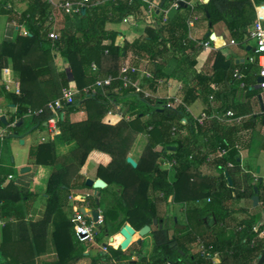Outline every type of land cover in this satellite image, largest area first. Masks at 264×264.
I'll list each match as a JSON object with an SVG mask.
<instances>
[{
	"label": "trees",
	"instance_id": "trees-1",
	"mask_svg": "<svg viewBox=\"0 0 264 264\" xmlns=\"http://www.w3.org/2000/svg\"><path fill=\"white\" fill-rule=\"evenodd\" d=\"M12 1L0 0V14L24 25L29 35H19L15 42L0 45V82L11 81L12 75L20 82L19 93L7 96L9 102L17 106V112L7 124L0 120V126L8 128L9 137L17 138L33 133L30 130L38 124L37 129H47L43 123L53 116L49 104L61 97L64 89L72 88L77 94L74 102L63 108L58 127L60 139L66 144L75 143V148L64 157L56 155L53 141L30 149L31 163L51 169L43 193L45 217L39 224L27 222L38 192H23L7 182L9 170H0V219L18 222L23 232L19 239H14L12 225L8 223L4 227L0 264H37L34 249L36 247L38 253L43 251L50 226H53L57 253L54 264H75L87 257V246L76 242L65 209L69 208L73 193L84 195L82 192L89 188L80 172L93 151L112 158L109 165H99L97 169V177L108 187L98 190V195H90L87 203L79 204L95 210L105 205L104 224L97 243L103 245L106 237L119 233L126 224L137 232L150 226L152 249L148 252V240L118 247V250L110 248L114 256L101 254L91 264H214L199 251L194 252L200 243L220 255L219 264H257L264 253V234L261 229L254 230L264 221V179L242 173L236 146H240V132L254 120L259 119L263 125L264 115L252 117L242 126L230 127L211 111L206 114L213 119L200 125L188 110L199 100L207 104L214 97L226 95L225 90L236 81V70L246 75L243 91L248 98L259 93L254 88L250 90L258 79L257 67L248 62L237 63L235 55L223 49L214 48L206 63L208 71L198 73L195 70L197 57L203 49L197 42L214 43L217 39H212L211 34L195 41L190 37L189 25L197 15L208 23V32L224 22L232 39L246 51L253 24L252 0H210L195 6L184 5L181 0H160V9L153 13L152 19L148 16L146 0L131 3L120 0L117 4L110 1L96 4L98 0H90L84 14L82 10L57 11L64 26L56 30V40L49 37L53 8L48 0H15L29 3L24 12L16 11L10 5ZM175 2L180 5L178 8L173 7ZM125 18L130 26L145 24L143 36L134 42L108 28L110 24L122 23ZM118 38L120 43H117ZM53 52L66 60L63 70L59 69ZM184 61L193 70V78L183 82L182 103L168 107V103L175 100L159 96L160 81L171 79L176 66ZM126 66L137 69L127 73L133 84L154 96L144 98L133 86L124 87L122 71ZM146 73L151 76L147 77ZM109 76L115 80L107 94L102 91L94 97L84 94L86 87ZM214 84L221 85L224 91L216 90ZM110 99L120 106L124 116L116 125L104 123L110 112L116 113ZM30 109L33 114L42 112L40 116L33 115L28 128L22 131ZM79 112H85L87 117L72 121V115ZM173 128L177 130L175 137ZM140 135L146 136V146L137 159V167H133L127 159ZM200 138L204 139L202 145ZM221 150L226 154L218 157ZM211 155L215 158L208 161ZM173 162L175 174L170 181L169 163ZM205 165L225 173L209 174L202 168ZM235 174L243 176L237 179ZM96 185L103 186V183L97 181ZM256 189L259 207L253 211L238 210L244 217L234 218L237 211L230 209L231 202L252 200ZM171 197L173 202L170 203ZM107 200L112 202L106 203ZM173 203L186 205V223L174 220ZM154 220L158 225H154ZM133 256L137 257L136 261L131 260Z\"/></svg>",
	"mask_w": 264,
	"mask_h": 264
},
{
	"label": "crops",
	"instance_id": "crops-1",
	"mask_svg": "<svg viewBox=\"0 0 264 264\" xmlns=\"http://www.w3.org/2000/svg\"><path fill=\"white\" fill-rule=\"evenodd\" d=\"M65 0H54L55 3L59 4ZM182 4H188L190 6H195L197 4H205V0H181ZM253 7H254V13H253V22H255L257 19H259L263 14L264 10L262 9L261 4L264 3V0H252ZM13 6V8L18 11V12H24L25 10L28 9L29 3L27 1H12L10 4ZM208 25L207 22L201 19V16H196L193 25L190 26V37L198 41L200 40L203 35L206 26ZM64 26V20L62 17L58 16L56 24H55V29L60 30ZM115 26V27H112ZM109 25V29H114L117 32H119L120 36H124L126 40L129 42H134L138 40L140 37L143 36L144 34V23H139L135 26H130L128 23H120L116 25ZM27 30L24 25L19 24L16 21H11L9 20L7 15H2L0 14V45L3 43H13L16 41V37L19 35H23V31ZM28 31V30H27ZM195 32V35H193L192 32ZM213 34L215 38L217 39V42L212 43V46L215 47L216 49H223L227 54L233 53L236 58L237 63H246V58L248 57V51H244L241 49L237 43V45H231L230 41L232 40L231 33L229 32L228 28L226 27V24L224 22L218 23L213 26L212 30L210 32H207L206 36ZM29 35V34H28ZM117 43H120L119 38L117 39ZM250 46L249 44L247 47ZM212 50L211 49H206L202 50V52L198 55L197 57V65L195 67V70L200 73V72H205L208 71V68L206 66L207 60L209 56L211 55ZM247 54V56H246ZM54 57L57 60V64L59 67V63L67 66L66 60L63 58H60L56 52H53ZM130 61V60H128ZM128 63V62H127ZM60 69V68H59ZM61 70V69H60ZM179 71H182V74H179ZM13 77L11 78V81H5V82H0V120L1 118L4 117L6 120L12 119V117L15 115L17 112V106L15 104H12L9 102L8 99V93H15L18 94L20 91V82L18 81V78L15 77V75H12ZM193 78V70L189 67L188 62H182L179 63L176 66V71L173 73L172 78L169 79L168 81L165 80L163 86L160 89L159 96L162 98L170 99V98H176V99H182V86L184 81H191ZM257 82V81H256ZM217 85V84H216ZM9 87L7 89L6 87ZM215 86V84H214ZM254 88L256 90H259V93L254 96L248 98L247 94L243 91V88L240 87L239 81H235L232 83L230 88H227L225 90L226 95H223L222 98L214 97L210 100L209 103L205 104L202 100H199L195 102L193 105H191L188 110L195 116L199 117L202 113H206L211 111L213 116H218V112L220 111H225L227 110L228 112H234L238 116H244L247 117L248 120H252V117L255 116H262L264 115V92L260 90L257 86H252L250 90ZM216 90L221 89V91H224L223 87L221 85H218ZM33 111L32 109L29 110V114L26 115L25 121H31L33 118ZM86 113L85 112H79L76 114L72 115V121L77 122L85 119ZM123 118L120 114H108L104 120V123L109 124V125H116L120 121H122ZM246 120L245 122H247ZM3 122V121H2ZM4 123V122H3ZM5 124V123H4ZM226 126H234L230 122H225ZM249 127L246 129L242 130L239 135L240 139V162H241V170L243 171L242 173H248L252 175L253 177L256 175L257 178H262L264 179V123L261 125L258 120L251 121L249 123ZM39 129H36L33 131V133L27 134L23 137H10V138H17L18 140H22V144H26L27 141L31 142L30 149L39 144V143H45L49 141H53L55 143V151L56 155L58 157H64L68 155L74 148H75V143L71 144H66L60 139L61 133L58 132H52V130L48 127L47 128V136L42 137V141H39L38 137H35V133H37ZM7 133V134H6ZM10 131L8 128L0 126V167H10V164L6 163V159L4 158L5 155L8 153V147L3 146L4 142H6V139L9 138ZM146 138L145 135H140ZM204 139L200 138V144H203ZM29 156V155H28ZM131 158H133L136 162L137 159L140 157V155L135 156L133 152L130 154ZM14 161V160H13ZM112 158L105 153L99 152V151H93L89 158L88 161L84 166H82L81 169V174L87 179H91L94 181V185L96 187L93 191V195H98V190H104L105 188L108 187L107 183H105L102 179L97 177V169L99 165L101 166H107L111 163ZM28 165L33 166L35 169L34 172H30L31 169L29 168L30 173L28 172H23L22 173H27L23 175L20 178H15L13 175H8L12 176V179H8L7 177V182L13 184L15 187L21 189L23 192H39L41 189L44 188L45 185V180L48 179L49 174L51 169L47 166L43 165H35L34 163H31L30 160L28 159ZM95 167V168H94ZM207 173L211 174H221L225 173V171H219L216 168H210L207 167L206 165L202 167ZM175 174V171H174ZM174 174H173V179L171 178V175L169 174V179L170 181L174 180ZM237 179L242 178L243 174H235ZM101 181L103 183V186H97L96 182ZM230 184L232 185L231 179L229 178ZM76 194V193H73ZM79 196H82L80 194H76ZM102 197V196H101ZM80 199V198H79ZM111 200H107L106 203H110ZM112 202V201H111ZM169 202H173V198L171 197L169 199ZM260 203L256 206L252 200L249 199H242L241 201L238 202H231L229 205L231 210H235L234 218L240 220L244 216L241 214L238 210H245V211H253L254 208L259 207ZM83 207L82 205L77 204L76 202H73L69 200V208H66L65 212L69 213L67 216L68 219L70 220V217L74 213L75 209H80ZM186 208L185 204L182 203H173L171 205V212L174 214V220L178 223H186L187 218L186 214L181 216L179 218L175 214L176 208ZM105 205L100 206L97 210L101 211V213L104 216L105 212ZM45 205L42 202L41 205L36 206L35 203H33L31 209L29 210V215L27 218V222L30 224H39L45 217ZM89 210H95L89 208ZM264 219V218H263ZM0 221H4L5 225L3 226L0 222V241L3 239L4 236V227L10 223L13 227V237L14 239H19L23 232L20 230L18 226V222L13 221V220H6V219H0ZM127 226H130L129 224H126L119 233H115L111 237L114 238V241L111 242L110 244L112 246L113 243L117 242L119 237L125 238L124 242H121L119 247L125 248L129 244H132L134 241H131L132 238H136L137 236L131 235L129 232H124V229L127 228ZM131 227V226H130ZM152 230V228H151ZM49 235L47 240L45 239V248L43 249L42 252L38 253L36 247L34 249V255L35 259L38 264H50V262H54L57 259V253H56V248L54 244V240L52 237V231H53V226H50L49 228ZM135 233H139V231H135ZM173 232H171L172 234ZM150 237L151 242V234L141 237L140 241L141 243L144 241H147L148 238ZM31 240L33 242V238L31 237ZM128 241V242H127ZM139 241V240H138ZM138 241L136 242L138 244ZM149 241V240H148ZM130 242V243H129ZM98 245L93 244L92 247H95ZM87 249V248H86ZM88 253H85V255H90L89 249ZM262 256V255H261ZM261 258V257H260ZM217 261L221 262V258H217ZM258 264V263H257Z\"/></svg>",
	"mask_w": 264,
	"mask_h": 264
},
{
	"label": "built area",
	"instance_id": "built-area-1",
	"mask_svg": "<svg viewBox=\"0 0 264 264\" xmlns=\"http://www.w3.org/2000/svg\"><path fill=\"white\" fill-rule=\"evenodd\" d=\"M107 1H110L112 3L117 4L118 1L120 0H98L96 1V4H104ZM130 3L133 2V0H127ZM49 4L52 6L53 10L51 12V15L49 17V23L53 24L52 30L49 34V37L53 40H56L58 37V34L56 32L55 29V24L58 18V12L57 11H61L62 13H71V12H80L83 7H86L88 4H90V0H79V1H70V0H65L59 4L55 3L54 0H48ZM146 2L148 3V16L150 19H152L153 17V13L157 10H159V2L160 0H146ZM180 5L175 2L173 4L174 8H178ZM262 9L264 10V3L261 4ZM165 15H167V11H164ZM166 19V16H165ZM164 19V20H165ZM124 23H129V20L127 18L123 19ZM189 25L192 26L193 25V20H191L189 22ZM29 34V32L27 30L23 31V35L27 36ZM253 41L254 45H252L250 42ZM199 47L202 48L203 50L206 49H211L213 50L215 47L212 46L211 42H197ZM231 45H237V42L235 40H231L230 41ZM249 45L251 46V51L250 54H248V57L246 58V62L253 64L257 67L258 69V79L259 78H263V82H258L257 79V86L260 90H262L264 92V14L257 19L255 22H253V24L250 27V41H249ZM93 67L95 68V65H93ZM132 71V72H136L137 69L135 67H129L126 66L122 73L124 74L122 77V81L124 82V87L125 88H129L131 86H133L136 89V92H139L143 94L144 98H150L152 96H154L151 92L149 91H145L143 90L141 87H139L136 84H133L131 77L127 74L128 72ZM147 77H150V73H146ZM234 78L239 81L240 87L241 88H245V78L246 75L241 72L240 70H236L235 74H234ZM114 77L113 76H109L107 78L104 79H99L97 80L94 84L86 87L83 92L86 96L88 97H94L96 96L99 91H102L104 94H107V89L112 86V83L114 81ZM164 80L160 81L161 87L164 84ZM214 87H218V85L215 84ZM7 89H9V87H6ZM77 94V91L72 89V88H67L63 90L62 96L57 98L56 100L52 101L49 104V109L52 112L53 116L49 119L48 121V127L52 130V132L54 133L55 131L60 133V129L58 127V123L60 121V119L62 118L63 115V108L67 105H70L74 102V98L75 95ZM156 96V95H155ZM170 99H174V102H169L168 103V107H175L178 104L182 103V99H176V98H170ZM110 101L115 104L111 99ZM115 108H116V113L110 112L109 114H120L122 116V118H124L123 116V112L120 108V106L115 104ZM42 110L34 112L33 115L35 116H40ZM216 117L218 120H221L222 122H230L232 123L234 126H242L247 119V117L244 116H238L236 115L234 112H226L224 114L218 115V116H214ZM213 119V116H208L206 113H202L199 117H197V121L199 122L200 125H204L206 122H208L209 120ZM176 128H173L172 130V135L173 137L176 136ZM7 134V133H6ZM236 149L240 152V147L236 146ZM224 154H226L225 150H221L218 153V157L223 156ZM215 158L214 155H211L208 159V161H211ZM175 163H169V166L173 168V165ZM232 164H229V167H232ZM255 178H257V176H254ZM12 176H8V179H12ZM92 195V194H86V195H82L79 196L76 194H72L70 196V200L73 202H76L77 204H82V203H87V198ZM80 198V199H79ZM87 209L89 210L88 206H83L80 209H75L74 213L72 214V216L70 217V221L73 225V232H74V238L76 240L77 243L84 245V246H90L93 244H97L99 248L102 249V251H106L108 246L104 245H100L97 243L96 238L99 235V230L100 227L104 224V217L103 214L101 213V211L96 210L99 212V217L98 220L95 221L92 214H91V210H89V213H84L81 209ZM1 224L4 226L5 222L4 221H0ZM261 229L262 234H264V221L262 223H260V225H258L254 230L257 232ZM107 243V242H106ZM108 245H111L110 243H107ZM252 247L254 246V243H252L251 245ZM201 254V256L204 259H209L211 260L214 264H219L220 262L217 261L216 259L220 257V255L218 253L213 254L211 252V248L207 247L204 243H200L199 245V250H198ZM85 253H88V250L86 249ZM165 264H172L170 262H166Z\"/></svg>",
	"mask_w": 264,
	"mask_h": 264
},
{
	"label": "rangeland",
	"instance_id": "rangeland-1",
	"mask_svg": "<svg viewBox=\"0 0 264 264\" xmlns=\"http://www.w3.org/2000/svg\"><path fill=\"white\" fill-rule=\"evenodd\" d=\"M197 16H199V15H197ZM110 25L112 26V25H116V24H110ZM112 27H115V26H112ZM208 30H209V26L207 25L206 28H205L204 35L203 36H206ZM192 33H193V35H195V32L194 31ZM250 43L252 45H254V42L253 41H251ZM246 56H247V54H246ZM59 68L61 70H63L65 68V65L59 63ZM179 74H182V71H179ZM256 83L257 82H255L254 85H252V86H256ZM28 123H30V121H26L24 123V128H23L22 131H25L28 128V126H29ZM37 131L38 132L35 133V137H38L39 141H42V137H46L48 135L47 134V129H45V130L39 129ZM30 145H31V142L30 141H27L26 144H22V140H18L17 138H10V137L7 138L6 139V142H4L3 146L4 147L7 146L9 149H8V153L5 155L4 158L6 159V163L10 164V167H0V170L1 169L2 170H9L11 172V175H13L15 178H20L23 175L27 174V173H22V170L25 169V168H30L31 169L30 172H34L35 169L33 168V166H29L28 165V159H29V156L28 155H29ZM145 146H146V138H144L143 136H139L138 137V140H137V143H136V145L134 147L133 154H135V156H137V158H138V156L143 152V149L145 148ZM174 171H175L174 168L170 167L169 173H170L172 179H173ZM30 172H28V173H30ZM46 183H47V180H45L44 188L41 189V191H39L37 193V196L35 197V200L33 201V203H35L36 206L41 205L42 202L44 203V194L43 193H44V190L46 189ZM94 189L95 188H88L87 190H85L82 193L84 195H86V194H92L93 191H94ZM174 210H175L174 211L175 214L179 218H181V216L185 215L184 214L185 213V209L184 208H180L179 207V208H176ZM66 214H67V216L69 215L68 212ZM126 229L128 230V228H126ZM110 237H106L105 238L103 245L106 244V242L107 243H110ZM140 239H141V236L140 235H138L136 238H132L131 241H134L132 244H135ZM148 240H149L148 241L149 244L147 246V249H148V252H149L152 249V242H151L150 237L148 238ZM118 244H120V243L117 240V242L113 243L112 246L111 245H108V248H107L106 251H102V249L99 248V247H97V246H95V247H92V245L87 246L86 248L89 249L90 255H87V257H84L82 260L78 261L75 264H91L92 263V260L93 259H97L99 256H101V254H102V256L103 255H112V256H114L111 253L110 248L115 249V250H118V249H116V248L119 247ZM198 250H199V248L196 247V249H194V252L197 253ZM120 251H122V250H120ZM122 252H124V251H122ZM113 259H115V258H113ZM131 260L132 261H136L137 260V257L136 256H133L131 258ZM50 264H54V262H50ZM71 264H74V263H71ZM117 264H119V263H117Z\"/></svg>",
	"mask_w": 264,
	"mask_h": 264
},
{
	"label": "water",
	"instance_id": "water-1",
	"mask_svg": "<svg viewBox=\"0 0 264 264\" xmlns=\"http://www.w3.org/2000/svg\"><path fill=\"white\" fill-rule=\"evenodd\" d=\"M210 0H206V3H208ZM86 7H83V9H82V13L84 14L85 12H86ZM209 36V35H208ZM215 38V36L213 35V37H212V39H214ZM247 51L248 52H250L251 51V46H248L247 48ZM258 82H263V78H259L258 79ZM2 119V121L6 124V120H5V118L4 117H2L1 118ZM48 122H46V123H43V125L44 126H48V124H47ZM39 127V124L37 125V126H35V127H33L30 131L31 132H33L34 130H36L37 128ZM175 148H170V150H174ZM127 162L129 163V164H131V166H133V167H137V162L133 159V158H131V157H128V159H127ZM29 171V168H25L24 170H23V172H28ZM86 185H87V187H89V188H93V187H96L95 185H94V181L93 180H91V179H87V181H86ZM253 202H254V204L257 206L259 203H260V197H259V195H258V190L256 189V195L253 197ZM84 213H89V210H87V209H81ZM91 214H92V216H93V218H94V220L95 221H97L98 220V217H99V212L98 211H96V210H92L91 211ZM154 225L156 226V225H158V221L157 220H154ZM132 228V227H131ZM160 228L162 229L163 228V225L161 224L160 225ZM132 231L135 233V230L132 228ZM151 232H152V230H151V227L150 226H145L143 229H141L140 231H139V234H140V236L141 237H144V236H147V235H149V234H151ZM113 240V237H110V241H112ZM138 244H141V241L139 240L138 241ZM105 246H108V244L106 243L105 244ZM258 264H264V253H263V255L261 256V258H260V260H259V262H258Z\"/></svg>",
	"mask_w": 264,
	"mask_h": 264
},
{
	"label": "bare ground",
	"instance_id": "bare-ground-1",
	"mask_svg": "<svg viewBox=\"0 0 264 264\" xmlns=\"http://www.w3.org/2000/svg\"><path fill=\"white\" fill-rule=\"evenodd\" d=\"M124 232H129V233H130L131 235H133V236H138V235H140L139 233H134V232L132 231V228H128V230H127V229H124ZM113 241H114V238H113V240H112L111 242H113ZM118 241H119V243L124 242V241H125L124 236H123V237H119ZM127 242H128V241H127Z\"/></svg>",
	"mask_w": 264,
	"mask_h": 264
}]
</instances>
